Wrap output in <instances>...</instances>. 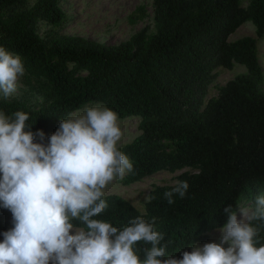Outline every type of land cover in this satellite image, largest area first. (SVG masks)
<instances>
[{
    "label": "trees",
    "instance_id": "16d2710c",
    "mask_svg": "<svg viewBox=\"0 0 264 264\" xmlns=\"http://www.w3.org/2000/svg\"><path fill=\"white\" fill-rule=\"evenodd\" d=\"M62 0H0V46L19 54L24 76L41 99L0 98V111H24L45 142L62 119L97 102L120 117L140 118V134L121 145L133 170L132 184L159 171L178 181L154 185L146 211L105 193L99 219L123 227L143 216L164 234L167 255L182 258L195 243L227 223L223 208L264 195V71L258 43L264 38V0H153L131 23L151 18L131 37L110 44L57 30L66 20ZM251 21L256 36L229 37ZM51 29L42 35L40 24ZM248 67L207 99L218 68ZM39 139V138H38ZM180 181L189 188L169 204L164 193ZM259 223V222H254ZM264 242V223L259 224ZM0 220L2 233L9 230ZM140 246L150 247L141 242ZM163 257L162 259H166Z\"/></svg>",
    "mask_w": 264,
    "mask_h": 264
},
{
    "label": "clouds",
    "instance_id": "9594fccd",
    "mask_svg": "<svg viewBox=\"0 0 264 264\" xmlns=\"http://www.w3.org/2000/svg\"><path fill=\"white\" fill-rule=\"evenodd\" d=\"M24 73L23 58L0 46V98L18 91ZM29 121L24 111H0V206L11 212L13 225L2 233L0 264H264V195L254 208L239 203V219L232 205L224 207L228 221L218 228L219 242L195 243L176 258L166 254L155 217L139 216L123 227L97 218L109 206L105 189L133 170L121 151L115 110L97 103L69 113L47 142ZM188 188L180 181L165 199L173 204Z\"/></svg>",
    "mask_w": 264,
    "mask_h": 264
},
{
    "label": "rangeland",
    "instance_id": "374dc122",
    "mask_svg": "<svg viewBox=\"0 0 264 264\" xmlns=\"http://www.w3.org/2000/svg\"><path fill=\"white\" fill-rule=\"evenodd\" d=\"M141 4H146L149 14L152 13L153 0H62V7L67 17L65 22L58 27L57 30L62 34L80 35L105 43L118 44L129 39L131 35L141 30L147 24H153L151 18H146L137 23H131L129 21V15ZM49 29H51L50 25L44 22L40 24V32L42 35H46ZM248 35L256 36V29L251 21H247L241 25L231 34L229 40L233 41ZM258 48L259 60L264 71V38L259 41ZM248 70L246 65L240 63H235L233 68H218V76L210 85L207 99L218 94L220 85L225 84L240 73H247ZM11 97L27 98L31 99L32 102L41 99L40 94L27 82L24 75L19 79L18 91ZM97 103L105 105L101 102ZM84 108L76 112L82 111ZM120 120L124 133L120 145H123L132 141L140 134V118L137 116L120 117ZM183 171L184 170H179L174 173L165 170L159 171L141 181L129 185L122 182L123 177H117L108 185L105 189V193L120 194L132 201L140 211L145 212L146 198L149 197V192L152 187L154 185L176 183L178 181L177 175ZM239 206L254 208V204L251 200H243ZM236 210L238 219L242 218V214L238 211V207ZM0 220L8 228L13 226L11 212L2 206H0ZM209 235L207 241L199 242L198 244L203 245L204 243L213 241L219 242L221 233L218 229L212 231ZM191 250L192 249H189L187 251Z\"/></svg>",
    "mask_w": 264,
    "mask_h": 264
}]
</instances>
